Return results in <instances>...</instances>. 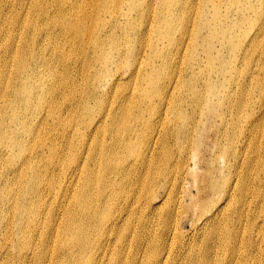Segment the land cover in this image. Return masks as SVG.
I'll use <instances>...</instances> for the list:
<instances>
[{
    "label": "bare ground",
    "instance_id": "6f19581e",
    "mask_svg": "<svg viewBox=\"0 0 264 264\" xmlns=\"http://www.w3.org/2000/svg\"><path fill=\"white\" fill-rule=\"evenodd\" d=\"M96 1L100 3L104 0ZM36 2L42 3L39 9ZM232 2L235 4L238 0ZM65 6L74 10L78 4L73 0H70V4L63 0H0V69L5 70L0 79V116L8 121L5 123L0 120V264H30V260L36 261V264H62L51 262L54 253L59 261L68 257L71 262L80 263V258L86 254L91 255L96 239L106 235V217L111 210L107 199L113 190L115 175L121 177L120 172L113 167L114 159L118 157L114 153L117 143L125 137L137 139L140 145L134 155V163L138 164L135 171L138 172L135 174L138 187L135 203L141 205V222L136 223L153 233L156 229L159 234V223L155 227L146 218H159L163 206H171L165 213L168 214L165 230L168 234L172 233V239L168 240V236L162 241L171 243L174 248L159 242L145 246L146 261L149 264H217L216 256L219 252L223 255L222 264H264V250L260 255H255L246 248L254 232L258 233L257 237L254 236L257 241L262 243L264 239V84L258 85L257 99L247 113L242 110L243 103L239 97L244 95L247 87L253 85V72L240 84L234 77L194 73L195 65L185 76L178 71L162 79L158 77L156 68L150 66L147 78L150 83L155 82V79L158 83L153 94L149 93L147 87L141 86L127 96L128 99L136 98V120L128 118L127 104L121 103L119 99L107 103L103 111L97 110L101 111L97 115L94 112V122H90L88 134L102 124L103 134L108 135L110 141L109 138L105 143H94L92 139L85 141L79 149L80 152L85 151L86 156L76 164L79 153L73 145L66 144V155L60 157L55 141L48 134L41 135V128H33L37 121L40 126H56L57 121L53 115H50L51 124L48 123L43 109L45 103L56 95L58 72L41 76L40 67L32 69L27 75L18 71V66L24 69L29 64L28 60L32 56L30 41L36 39L28 26L30 30L38 27L41 33L36 54L39 61L48 49L44 46L46 34L53 50L56 40L61 37L56 28L71 38L79 35L80 17L77 15L76 21L66 19L63 14L68 11H61ZM172 20L171 17L167 18L162 25L170 27ZM204 25H210V22ZM232 25L236 26L238 22ZM114 28H118L120 33L115 36L104 34V38H107L102 47L111 39L114 42L113 38L119 41L127 36L126 39H129L128 33L134 30L120 23ZM126 41L129 44V40ZM11 42L17 47L15 50L9 44ZM66 44L74 45L60 39V46ZM111 45V49H117L115 42ZM128 55L123 52L125 58ZM52 56L49 60L55 67L58 57L54 63ZM165 64L161 68L168 65ZM219 64H224V59ZM18 73L21 77L19 80ZM124 76L116 75L115 79L121 80ZM115 79L111 77V80ZM187 79L188 82L185 81ZM60 82L67 84L66 79ZM110 82L106 79V84ZM222 83L235 85L238 91L231 89L226 93V98L222 97L218 89V84ZM182 84L187 85V91L177 90V86ZM212 85L213 90L210 88ZM25 96H29V100ZM218 103L221 105L216 107ZM147 104L148 117V113L144 112ZM63 108L55 107L53 110L57 113L62 112ZM92 111L93 106L88 104L83 115ZM29 137L38 138L40 148L45 147L50 151L53 157L50 167L62 168L74 161L73 164L55 180L54 171L38 164L37 149H26ZM82 138L80 136L79 140ZM96 147L99 148V159H103L104 154L106 156L104 165L99 162V171L102 173L94 177L92 166L97 161L93 155ZM124 149L132 152L134 143L124 145ZM209 149L212 152L214 150V153H209V157L204 159L203 154ZM129 152L126 151L124 155H129ZM89 153L90 165L85 161ZM219 161L223 164L221 168L220 164L217 166ZM202 166H205V170L199 180L196 167ZM188 177L193 179L196 201L204 197V203L212 201L211 198H217V202L206 207L194 203V195L184 189ZM162 183L164 189L168 188L169 191L172 186L175 188L171 192L166 190L167 193H156V188ZM119 186L125 189L122 178ZM28 197H31V203L27 202ZM45 197L51 198L52 202H44ZM184 197L189 200L186 205L182 203ZM94 202L97 205L92 208ZM191 205L194 209H202L196 221V233L185 237L179 232L178 245H174L179 229L178 219ZM103 212L108 213L106 217H103ZM245 218L246 223H243ZM114 223L113 220L111 226ZM29 225L31 230L28 233ZM110 230L114 232L115 228L111 227ZM124 234L125 231H122L119 235ZM127 234L140 235L134 227L128 228ZM125 238H122V244ZM103 246L106 247V244ZM14 252L19 259L16 262L8 259L9 253ZM102 255L103 251H99L96 258ZM129 259L130 263H134L135 255L132 253ZM100 261L102 264L103 258Z\"/></svg>",
    "mask_w": 264,
    "mask_h": 264
},
{
    "label": "rangeland",
    "instance_id": "374dc122",
    "mask_svg": "<svg viewBox=\"0 0 264 264\" xmlns=\"http://www.w3.org/2000/svg\"><path fill=\"white\" fill-rule=\"evenodd\" d=\"M14 1L16 2V0ZM63 1L70 4V0ZM73 1L78 4L76 9L70 10L65 6V9H61V11H68L63 15L69 21H76L77 15L80 17V33L76 36L78 38L75 43L76 37L71 38L66 32L61 30L63 34L56 28V32H60L61 37L56 40L53 50L50 45V38L46 34V24H44V34H46L44 46L48 49L41 55L39 61L36 54L41 33L38 27L30 30L28 26V30L34 32L36 36L35 40L30 41L32 56L28 60L29 64L24 69H20V66H18V71L20 70L23 75L29 74L32 69L38 67H40L41 76H48L56 71L59 74L56 95L45 103V109H43L46 111L48 123L51 124L50 115H53L57 121L56 126L54 124H51L50 127L47 124L40 126L39 121H37L33 124V128L34 130L41 128V135L48 134L55 141V148L60 157L66 155L64 148L66 144L73 145V148L79 153L78 159L75 160L77 164L86 156L85 151L80 152L79 146L81 144L89 139H92L94 143L97 141L100 143L106 142L109 136L103 134L102 124L90 134H88V131L90 122H94V112L97 115L101 112L97 110L102 109L103 111L107 103L111 101L119 99L121 103L127 104L126 115L128 118L136 120L134 113L136 111L134 107L136 98L128 99L127 96L132 93L133 89L136 91L141 86L147 87L149 93L153 94L158 83L156 79L155 82L150 83L147 78V70L150 66L156 68L159 73L158 77L162 79L178 71L183 72L182 75L185 76L187 72L192 71L193 65H195L194 73H199L202 76L217 74L223 78L234 77V80L240 84L247 80L250 72H253V85L247 87L244 90V95L239 97L243 103L242 110L248 113L251 105L256 101L259 92L258 85L264 84V0H238L235 4L232 0H104L100 3L96 0L95 3L93 0ZM36 4L39 6L38 9L42 6L41 2H36ZM30 15L31 12L29 17ZM33 16L35 17L34 14ZM170 17L173 18L171 26L162 25ZM127 21H130V23L128 24ZM207 22H210V25H204ZM234 22H238V25L233 26L232 23ZM119 23L127 29H134L131 33H128L129 39H126L127 36L120 38L119 41L113 38L117 44V49L110 48V45L114 43L112 39L105 47H102L101 45L107 38H104V34L115 36L120 33L118 28H114ZM60 39L74 45L60 46ZM126 40H129V44ZM9 44L14 50L17 48L13 42ZM50 52L53 56L52 54L49 55ZM123 52H127L128 57L125 58ZM51 56L54 63L57 62L55 60L58 57V62L54 64L55 67L49 60ZM9 59L13 58L9 57ZM222 59H224V64L220 65L219 62ZM15 61L19 64L18 60L15 59ZM104 61L106 62L104 63ZM163 63L168 65L161 68ZM3 74H5V70L0 69V79H2ZM123 74L125 76L121 80L115 79L116 75L122 76ZM111 77L115 81L111 80ZM19 79L21 77L18 73ZM62 79H66L67 84H62L60 82ZM106 79L111 81L110 84H106ZM185 81L188 82L189 79ZM191 84L195 86L194 83ZM183 85L177 86V90L183 91L185 89L187 91V85ZM210 88L213 90V85ZM218 89L220 95L225 98L226 93L230 92L231 89L238 91L237 86L228 85L227 83L218 84ZM25 99L29 100V96H25ZM221 103H218L216 107ZM88 104L93 106V111L83 115V110ZM55 107L64 108L62 112L56 113L53 110ZM144 112H149L148 104L144 107ZM241 114L243 115L245 112H241ZM148 116L149 113L146 117ZM0 120L5 123L8 122L1 116ZM84 123H87L86 129ZM73 129H75V132ZM80 136H83L82 140H79ZM108 141H110V138ZM131 142L134 143L133 151L123 150V146ZM26 144L28 151L37 149L38 156L36 160L38 164L45 169L49 168L48 170L54 171L55 180L74 162L72 161L62 168L50 167L53 157L45 147L40 148L41 144L38 138L29 137ZM116 146L117 150L114 155L118 154V157L114 159L113 167L120 172L121 177L115 175L116 181L107 199L111 210L108 211L109 214L103 212V217L108 214L104 231L106 235L96 239L91 255L86 254L84 258H80V263L71 262L68 257H63L59 261L56 253L51 256L52 263L58 261L62 264H95L96 261L97 264H100V259L103 258L102 264H129L131 260L129 258L133 253L135 262L130 264H149L146 261L145 246L159 242L169 248H174L171 243L162 241L168 236H170L168 240L172 239V233L168 234L165 230V220L168 215L165 213L170 210L171 206L165 204L159 218H146L155 227L156 223H159L157 229L160 232L159 234L156 229L153 233L148 228L142 229L137 224L141 222L139 220L141 205L135 203L138 189L135 175L138 172L135 173V171L138 164L135 165L134 163L136 162L134 155L140 147L137 139L125 137ZM211 150L204 152V159L209 157V153H214V150L213 152ZM98 151L99 148L96 147L93 153L94 159H97L92 166L94 177L102 173V171H99V162L104 165L106 156L104 154V158L99 159ZM126 151L130 154L124 155ZM89 155L90 153L85 161L87 160V164L90 165ZM130 164L131 166H129ZM189 164H192L193 167L192 161ZM218 164H220V168L223 167L221 161L217 163V166ZM196 168L200 180L204 174L205 166ZM198 171L200 172L198 173ZM121 178L125 181V189L119 186ZM192 181L193 179L191 180L188 177L184 189L191 191V194L194 195L192 198L194 203H200L201 206L206 207L217 202V198H211L212 201L204 203L206 200L204 197L202 200L196 201V191L193 188L194 182ZM172 188L173 186L170 191L168 188L164 189L162 183L156 188L155 192L167 193L166 190L171 192L175 187ZM182 200L185 205L189 203L188 198L184 197ZM27 202L31 203V197L27 198ZM44 202L50 204L52 199L45 197ZM96 205L94 202L92 208ZM131 208L132 211H129ZM201 211V208L195 207L194 209L191 205L186 211L188 214L184 213L180 216V219H178L179 229L176 234L177 239L174 245H178L179 232L185 237H191L193 233H196L194 229ZM246 218L243 219V223H246ZM113 220L115 225L111 226ZM111 227L115 228L114 232L110 230ZM132 227L137 230L139 236L127 234L128 228L131 229ZM30 230L31 226L29 225L27 228L28 233ZM122 231H125V234L120 236L119 234ZM253 235L257 237L258 233L254 232ZM254 236H252L251 243L247 244L246 248L253 254L260 255L261 251L264 250V239L261 243ZM104 238L105 242L103 241ZM122 238H125L124 244L121 242ZM104 243L106 247L103 246ZM99 251H103V255L101 258H96ZM120 255L125 257L126 260H123ZM163 255L166 258V254ZM216 257L218 258L216 263L222 264V253L219 252ZM8 259L12 262L19 260L16 252L9 253ZM5 264H9V262ZM30 264H36V261L30 260Z\"/></svg>",
    "mask_w": 264,
    "mask_h": 264
}]
</instances>
